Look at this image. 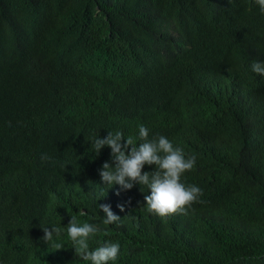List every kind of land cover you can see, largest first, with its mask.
<instances>
[{
	"label": "trees",
	"instance_id": "16d2710c",
	"mask_svg": "<svg viewBox=\"0 0 264 264\" xmlns=\"http://www.w3.org/2000/svg\"><path fill=\"white\" fill-rule=\"evenodd\" d=\"M254 61L256 0H0V264H91L67 235L72 216L99 227L89 250L119 243L109 264H264ZM140 125L196 157L181 182L203 202L187 214L160 217L146 186L101 180L111 149L93 141L119 131L138 145ZM101 204L120 221L103 224Z\"/></svg>",
	"mask_w": 264,
	"mask_h": 264
},
{
	"label": "clouds",
	"instance_id": "9594fccd",
	"mask_svg": "<svg viewBox=\"0 0 264 264\" xmlns=\"http://www.w3.org/2000/svg\"><path fill=\"white\" fill-rule=\"evenodd\" d=\"M261 13H264V0H256ZM253 72L264 76V62L254 61L251 65ZM138 145L131 138L125 139L122 132H108L105 138H96L93 148L99 154L101 148L107 146L111 149L112 163L104 162L99 170L101 180L108 184L119 185L121 189H131L134 184L146 186L150 195L144 197L147 210L160 217H167L176 213L187 214V209L193 203L203 202L199 197L203 195L202 189L195 185H185L181 182V176L194 168L196 157H186L183 150L175 147L171 141L164 136L149 139V130L139 126ZM122 141H125L122 143ZM46 154L41 155V160H50ZM145 165L155 166L152 172L143 171ZM100 210L105 213L103 224L109 225L120 221V217L113 215L108 205H99ZM120 210L124 211L123 206ZM44 232L41 238L46 244L59 250L63 248L62 243L54 239L58 237L61 230L58 227H42ZM100 231L97 225L84 222L80 223L72 216L68 226L67 235L73 243L77 255L83 260L91 261V264H109L116 261L119 252V243L104 242L94 250H89L88 240L92 235Z\"/></svg>",
	"mask_w": 264,
	"mask_h": 264
}]
</instances>
